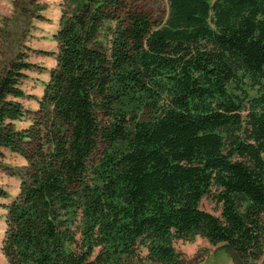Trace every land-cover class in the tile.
<instances>
[{"label": "trees", "instance_id": "obj_1", "mask_svg": "<svg viewBox=\"0 0 264 264\" xmlns=\"http://www.w3.org/2000/svg\"><path fill=\"white\" fill-rule=\"evenodd\" d=\"M166 1L157 19L62 0L55 65L2 67L0 156L27 162L2 204L8 264H185L173 241L195 235L240 264L263 254L264 0ZM13 6L27 29L43 18ZM28 70L47 74L36 109Z\"/></svg>", "mask_w": 264, "mask_h": 264}, {"label": "rangeland", "instance_id": "obj_2", "mask_svg": "<svg viewBox=\"0 0 264 264\" xmlns=\"http://www.w3.org/2000/svg\"><path fill=\"white\" fill-rule=\"evenodd\" d=\"M15 0H0V71L2 67L13 58L22 57L26 61L36 63L49 69L55 65L52 52L57 50V43L52 34L58 26L60 16V3L62 0H39L43 10L42 19H31L29 28L23 24V15H16L14 10ZM142 8L151 13L153 18H164L168 11L166 0H135ZM28 21V20H27ZM26 22V21H25ZM28 27V26H27ZM41 50V51H38ZM44 51H49L50 54ZM27 78L22 82V88L32 95L30 99H24L23 103L30 109H36L38 102L36 97L42 93V83L47 79V74L37 70L26 71ZM29 120L18 121V126H24ZM264 157V153H263ZM26 160L16 153L4 149L0 156V189L8 194V197L0 196V264H8L1 252V241L5 230L3 218V203L9 201L18 191L19 178L15 172L26 164ZM200 208L215 215L220 214V204L214 202L210 197H203ZM173 246L181 254L185 264H240L230 254L218 249L205 238L195 235L190 240L175 239ZM254 264H264L263 254Z\"/></svg>", "mask_w": 264, "mask_h": 264}]
</instances>
